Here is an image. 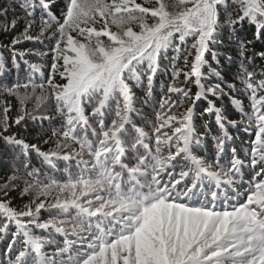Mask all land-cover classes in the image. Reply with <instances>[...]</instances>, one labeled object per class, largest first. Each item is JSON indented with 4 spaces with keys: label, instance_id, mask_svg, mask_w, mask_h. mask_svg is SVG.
Returning a JSON list of instances; mask_svg holds the SVG:
<instances>
[{
    "label": "snow or ice",
    "instance_id": "1",
    "mask_svg": "<svg viewBox=\"0 0 264 264\" xmlns=\"http://www.w3.org/2000/svg\"><path fill=\"white\" fill-rule=\"evenodd\" d=\"M0 18V264H264V0H0Z\"/></svg>",
    "mask_w": 264,
    "mask_h": 264
},
{
    "label": "trees",
    "instance_id": "2",
    "mask_svg": "<svg viewBox=\"0 0 264 264\" xmlns=\"http://www.w3.org/2000/svg\"><path fill=\"white\" fill-rule=\"evenodd\" d=\"M0 23H3V19L0 18ZM22 29V23H21V26L20 28L17 29V31L21 30ZM249 38H251V35L250 33H246ZM8 39H10V37L8 36H3V35H0V40L2 41H7ZM24 47H27V48H33V47H40V46H35L31 43H26L24 45ZM43 50H47L46 48L43 49ZM260 50H264V45H261L259 43H257V47H256V51H260ZM2 51V50H0ZM222 51V50H221ZM231 55H233V57L235 58L236 56V53L235 51L233 50L231 52ZM33 62H40V58L39 57H33ZM209 59H210V54H209ZM164 64H168V61L165 60L163 62ZM178 64L180 67H183V59L181 58L179 61H178ZM256 64L257 66H259L260 64H264V61H261L258 57H257V60H256ZM226 68H228V66L226 65L225 66ZM47 70V68H46ZM230 72H234L236 69L235 67H231L228 69ZM14 75H15V70H13V75L12 77L10 78H13L14 79ZM170 76H171V70L169 69V71H167L166 73L164 74H158L157 75V78H156V92H155V100H158L161 96V91H160V88L162 85H164L165 83H168L170 82ZM138 96L140 97V99L142 100L143 99V94L142 93H139L138 92ZM153 102H149L146 106H144L143 108V111L148 113L149 116H151V113L153 111ZM139 106V105H138ZM206 106V102H198V107H197V112L199 113V111L201 109H203L204 107ZM13 116L16 115L15 112L12 113ZM30 127V132L27 133L26 135H28V138L29 139H32V137H34L36 135V132L38 131L37 129H32L31 128V125L29 126ZM238 139H237V144L236 146L239 147L240 144L243 142V141H247L249 139V136L246 137L245 133L243 131L241 132H234L233 133ZM209 152H211V147H209ZM201 154H206V153H201ZM11 159V153H8L5 149H3L2 147H0V178H2L3 176V173L7 171V163L8 161ZM61 171H63V166H61Z\"/></svg>",
    "mask_w": 264,
    "mask_h": 264
}]
</instances>
